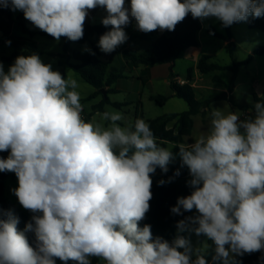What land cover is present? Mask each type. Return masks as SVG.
Wrapping results in <instances>:
<instances>
[{
    "label": "clouds",
    "instance_id": "obj_1",
    "mask_svg": "<svg viewBox=\"0 0 264 264\" xmlns=\"http://www.w3.org/2000/svg\"><path fill=\"white\" fill-rule=\"evenodd\" d=\"M0 7L22 11L34 27L72 42L83 38L89 10L103 8L101 23L111 26L98 41L105 54L127 42L133 20L138 31L150 33L174 31L189 13L225 28L264 17V0H0ZM84 51L95 55L87 46ZM78 87L37 54L17 56L7 72L0 62V152H9L0 158V172L15 173L18 187L11 191L33 213L18 231L19 217L0 212L6 216L0 218V264H56L54 258L90 264L89 257L106 264H206L199 251L191 259L185 232L213 241V261L222 264L264 251V102L245 119L214 108L208 134L179 145L193 191L170 211L198 214L177 221L170 244L139 222L150 210V174L167 173L173 152L157 143L144 119L122 127L121 113L105 111L85 122ZM180 174L177 169L174 177Z\"/></svg>",
    "mask_w": 264,
    "mask_h": 264
},
{
    "label": "rangeland",
    "instance_id": "obj_2",
    "mask_svg": "<svg viewBox=\"0 0 264 264\" xmlns=\"http://www.w3.org/2000/svg\"><path fill=\"white\" fill-rule=\"evenodd\" d=\"M126 5L130 4L129 0H125ZM19 13V10L14 11V15ZM201 22V31L199 32V46L195 53L183 54V57L176 61L174 67L172 66V72L169 78L164 79L163 75L165 70L159 69L155 70V75L151 81H148V73L142 72L137 67L126 64L123 57V53H102L101 60L105 61L106 57L113 54L112 66L117 68L118 71L123 75L122 78L112 86L117 92L108 95L111 103L104 106V112H119L122 114L123 119L118 121L122 127L133 125L136 119H144L146 123L150 120H154L165 115L172 113H183L189 109L188 104L177 97H174V91L171 87V82L173 76L179 83H190L196 93V97L200 101L212 100L216 98L219 94L227 92L232 95V98L239 104L237 107H233L226 100H213L209 108L204 109L200 114L196 115L194 119V127L191 135L184 137L181 144L187 145L188 143L194 142L201 135H207L210 129V121L212 119L211 113L213 109H220L223 113L227 114L230 112H238L241 119L248 117H254L255 112L247 107L254 102V96L258 95L262 97L264 95V55H254L253 60L247 64L240 67L235 81V90L230 94L228 90V85L232 78V73L230 71H216L209 74H202L198 70V62L202 55H208L210 60L217 62L221 65H232L233 58L227 48L230 42L236 44L235 59L239 62L245 61L250 55H252L255 50L260 47H264V31L251 29L247 23H238L232 26L231 33L232 38L229 40H224L222 38L213 36L209 33L211 28L216 29L219 33L227 36L228 32L219 20L215 18H209ZM125 31L133 42L127 40L126 43L118 46L116 49H136L137 51H145L150 42H153L158 35H151L148 33L140 32L136 29L129 30L127 27ZM13 40L17 39L18 36H23V34L17 29L13 32ZM99 35L97 33L93 34L91 39L86 44H71L72 50L68 52L64 51L65 42L63 40L49 39L42 36H37L33 39L38 46L48 51L42 57L41 60L52 65V69L59 71L65 78H74L79 87L77 91L81 96V104L84 106L81 116L83 119L88 117L94 111V105L99 104L104 100V94L98 96V100L90 99L92 92L96 89L90 84L82 80V78L70 67L61 66L62 62H70L76 64L77 61L72 58V52L79 51L81 53H88L84 51L85 46L90 48L94 52V47L98 48ZM7 35H4L0 30V62L4 66V71L7 72L10 65L3 61V57L11 56L16 48L13 45H8ZM141 44V46L139 45ZM100 50V49H99ZM138 52V53H141ZM141 68H146L141 66ZM192 70L191 81L188 80L189 71ZM220 76L222 82H214L215 76ZM141 76V77H140ZM112 87H105L108 91ZM166 96L168 101L164 106L158 105L152 100L154 96ZM113 103L124 104L122 107H116ZM100 113H103L101 111ZM96 115V113L92 116ZM96 120L99 121L100 118L97 116ZM105 126L108 122H103ZM175 121L169 123L168 127L172 128ZM157 143L165 148L172 150L175 146L181 145L173 142H165L157 140ZM3 158H7L9 155L8 151H2ZM10 177L5 181L6 188V198L13 204L18 205L23 211L27 213H32L29 210L24 209L18 202L17 197L11 191L12 189L18 187V178L13 177V172H9ZM195 214H198L195 209H193ZM186 237L190 239L192 254L196 256L197 251L204 256L206 264H213V256L215 255V245L209 244L206 236L203 234L197 236L194 232H185ZM183 251V249H179ZM94 257H89L90 264ZM74 264H78L75 261ZM100 264H105V261L100 258Z\"/></svg>",
    "mask_w": 264,
    "mask_h": 264
},
{
    "label": "trees",
    "instance_id": "obj_3",
    "mask_svg": "<svg viewBox=\"0 0 264 264\" xmlns=\"http://www.w3.org/2000/svg\"><path fill=\"white\" fill-rule=\"evenodd\" d=\"M130 2V0H129ZM13 11L10 8L0 7V30L4 32L5 35L11 33L12 25L14 20L12 18ZM247 23L251 29H257L264 31V17L257 19H249V22H240ZM17 24L20 31L27 35L28 39L18 40L14 42V46L17 49L11 56L3 57V61L9 64H13L15 58L19 55H31L37 54L40 59L41 56L45 54L33 41L32 39L35 36H42L49 39H54L52 36L47 33L39 30L34 27L32 23L25 19L22 11L17 16ZM238 24L234 23L233 25ZM227 27V36L219 33L216 29L211 28L209 33L213 36L222 38L224 40H229L232 38L231 28L232 26ZM129 30L135 28V21L133 20L131 24L127 26ZM111 26L105 27L103 25L92 26L89 23H84V35L83 38L79 41L72 42L66 37H61L66 44L64 46V51L68 52L70 44H86L93 34L97 33L99 36L103 35L106 31H109ZM201 22L199 19H193L191 14L175 27L174 31L165 30L163 33H160L157 30L152 31L148 34L158 35L154 40L153 46L151 49L138 53L131 49H125L123 51V57L125 61L131 64L134 67L145 66L147 68L170 64L174 67L177 60L183 57L185 51L190 48L198 47L199 42V32L201 31ZM236 44L230 42L227 46L232 58L233 64L229 66L221 65L217 62L210 60L208 55H202L198 62V70L202 74H209L216 71H230L232 73L231 81L228 85V90L232 94L235 90V81L237 74L240 70V67L243 65L249 64L253 60L254 55H264V47H260L255 52L250 55L245 61L239 62L235 59V50ZM95 55H90L89 53H81L79 51L72 52V58L77 61L76 64L68 62H62L61 66L63 69L65 67L72 68L86 83L93 86L96 91L90 96V99L97 98L102 94L101 90L105 87H112L118 79L122 78L123 75L118 71L117 68L111 66L109 63L101 60L98 56L99 51L94 47ZM42 61V60H41ZM44 62V61H42ZM48 64L47 62H44ZM64 76V75H63ZM192 70L189 71L188 80L191 81ZM214 82L220 83L222 79L220 76H215ZM171 87L174 91V97L184 100L189 109L183 113H172L165 115L163 117L150 120L148 124L151 130L156 137V140H161L165 142H173L176 144H181L184 137L191 135L194 127V117L200 114L204 109L210 107L213 100H226L233 107L239 106V104L232 98V95H229L227 92L219 94L216 98L212 100L200 101L196 97L195 89L190 83L181 84L176 79V76H173L171 82ZM117 92L116 89L110 88L107 91V96L101 103L94 106V111L84 120L85 122L91 121L92 116L98 111H104V106L111 103L108 95L111 93ZM152 100L155 101L158 105L164 106L168 101L166 96H154ZM257 102H264V95L259 97L258 95L254 96V102L247 107L252 109L255 112L254 105ZM116 107H122L124 104L113 103ZM172 121H175L172 128H169L168 125ZM175 159L169 165V171L167 173L161 172L157 168L155 174H150L152 179V199L150 200V210L146 213V218L139 222V227H143L145 224L151 226V232L153 237L159 236L167 240L170 244L175 239L177 235L176 223L177 221L184 219L186 216L197 215L193 212H184L183 215H174L171 213V207L175 206L177 198L181 196H188L191 194L193 189L188 186L187 181L191 179L189 175V170L186 166L181 167V159L178 155L179 145L175 146L172 150ZM0 158H3L2 152H0ZM177 169H180V175L174 177V173ZM17 177L15 173L12 175ZM10 177L9 172H0V212L6 213L11 210L16 216L19 217V224L17 225L18 231H23L26 224L30 222L33 213H27L23 211L18 205L11 203L6 198V188L5 181ZM170 177H174L171 182H166L164 185H159L160 180L168 181ZM0 218H6L4 215H0ZM186 237V233H182ZM26 237L29 241L30 246L35 248V235L32 232L26 233ZM207 238V237H206ZM209 244H214L213 241L207 238ZM227 247V246H226ZM264 255V251L255 252L252 254H245L242 257H235L239 264H264L260 258ZM56 264H74L75 261L69 260L67 262L61 261L59 258H54ZM191 259L195 260L196 256L191 255ZM92 264H100V258L94 257ZM106 264V261H105ZM213 264H222V261H213Z\"/></svg>",
    "mask_w": 264,
    "mask_h": 264
},
{
    "label": "crops",
    "instance_id": "obj_4",
    "mask_svg": "<svg viewBox=\"0 0 264 264\" xmlns=\"http://www.w3.org/2000/svg\"><path fill=\"white\" fill-rule=\"evenodd\" d=\"M19 13H20V11H19ZM19 13H17L16 15H14V11H13V13H12V18H13V20H14V23H13V25H12V29H11V33L10 34H8L7 35V41H11V45H13L14 46V42H16V41H18V40H23V39H28L29 37L27 36V35H24L21 31H20V29H19V27H18V24H17V16H18V14ZM107 13H106V11L103 9V8H100V7H97L96 9H93V10H89V14H88V16L86 17V22L87 23H89L90 25H92V26H96V25H102V23H101V19L106 15ZM15 29H17L18 31H20L22 34H23V36H18V38L17 39H15V40H13V37H14V34H13V32H14V30ZM2 31V30H1ZM158 31L160 32V33H163L164 31H160L159 29H158ZM2 33H4L3 31H2ZM5 35V34H4ZM39 36V35H38ZM35 37H37V36H35ZM34 37V38H35ZM33 38V39H34ZM33 39H32V41H33ZM129 42L131 43V42H133L132 41V39H131V36H129ZM34 42V41H33ZM37 46H38V44L36 43V42H34ZM153 43H154V41L153 42H150L149 44H148V47H147V49L145 50V51H147V50H149V49H151V47L153 46ZM140 46H141V44H139ZM15 47V46H14ZM39 47V46H38ZM40 48V47H39ZM197 48L198 47H194V48H190V49H188L187 51H185V53L184 54H187V53H195L196 51H197ZM41 49V48H40ZM69 49L70 50H72V47H71V44L69 45ZM17 50V49H16ZM42 51H44L45 53L46 52H48V51H45V50H43V49H41ZM125 50V48H122V49H115V51H113L112 53H123V51ZM131 50H134V51H136V52H141V51H137L136 49H132L131 48ZM98 51H99V53H98V56H99V58H101V54H102V52L98 49ZM142 52H144V51H142ZM43 56V55H42ZM41 56V57H42ZM113 54L111 55V56H109L108 55V57H106V59H105V62H107V63H109L111 66H112V63H113ZM8 57V56H7ZM126 64L127 65H130L129 63H127L126 62ZM171 67H172V65H170V64H163V65H157V66H153V67H150V68H141V66L140 67H137L138 69H140L141 70V73L142 72H147V71H149V73H148V81H151L152 79H153V76L155 75V70L157 69V70H159V69H163V70H165L164 72H165V74L163 75V78L164 79H166V78H169L170 77V74H171V72H172V69H171ZM141 77V76H140ZM113 88V87H112ZM95 92V90L92 92V93H94ZM97 100H98V97L96 98ZM101 103V102H100ZM96 105H98V104H96ZM96 105H94V106H96ZM98 112H101V111H98ZM104 112V111H103ZM97 113V112H96Z\"/></svg>",
    "mask_w": 264,
    "mask_h": 264
},
{
    "label": "water",
    "instance_id": "obj_5",
    "mask_svg": "<svg viewBox=\"0 0 264 264\" xmlns=\"http://www.w3.org/2000/svg\"><path fill=\"white\" fill-rule=\"evenodd\" d=\"M101 92L104 94V96H107V90L105 88L102 89Z\"/></svg>",
    "mask_w": 264,
    "mask_h": 264
}]
</instances>
